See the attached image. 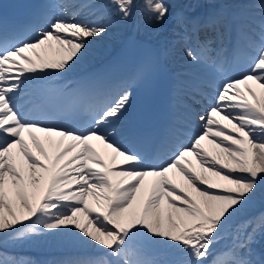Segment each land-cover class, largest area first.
I'll return each mask as SVG.
<instances>
[{
    "label": "snow or ice",
    "instance_id": "snow-or-ice-1",
    "mask_svg": "<svg viewBox=\"0 0 264 264\" xmlns=\"http://www.w3.org/2000/svg\"><path fill=\"white\" fill-rule=\"evenodd\" d=\"M137 6L155 21L169 12L164 0H67L54 6L59 14L46 7L31 23L0 20V236L14 243L68 236L98 246L100 255L83 264H264L252 247L264 239V211L245 215L258 197L264 202V0L236 30L231 60L223 46L213 47L224 39L222 22L231 40L226 18L209 16L201 24L178 15L181 38L196 41L186 56L219 79L189 142L176 132L157 146L155 163L116 139L137 136L117 128L130 106L131 82L114 95L88 90L73 97L63 107L83 113L76 128L56 123L50 97L34 86L41 74L71 71L87 55L93 38L108 32L109 24L97 21L126 20ZM85 11L97 20L78 19ZM202 28L217 36L201 39ZM241 55L248 69L230 76ZM185 86L193 99L204 98L203 82ZM230 227L233 245L217 251L213 245ZM0 264L19 262L0 255Z\"/></svg>",
    "mask_w": 264,
    "mask_h": 264
},
{
    "label": "bare ground",
    "instance_id": "bare-ground-1",
    "mask_svg": "<svg viewBox=\"0 0 264 264\" xmlns=\"http://www.w3.org/2000/svg\"><path fill=\"white\" fill-rule=\"evenodd\" d=\"M67 0H58V2L62 3V2H66ZM219 1L222 4L220 5V7L215 6L216 2ZM207 0V4L205 6H201L199 9H204L207 7L209 9V7L211 6L212 9H216L218 8V13H225L223 12V4L228 2V5L231 7L230 8V13L232 14H237L238 16L241 17V19L243 21H249L251 17H253L257 12H258V8H256V4H258L259 0H239L237 3H231L230 4V0ZM243 1H246L245 3ZM164 2H166L168 4V7H172L174 6L175 3H180L181 6H187L186 3H188L190 5L191 1L189 0H164ZM102 3V2H101ZM208 9L206 11H208ZM89 20H97V17L95 16H91L89 17ZM111 18V17H110ZM85 21H88V19H83ZM111 22L109 23V18H105L102 21H97L100 23H104V24H109V26H112L113 21L112 19H110ZM128 27L125 25V23L123 22V20H121L120 18L117 19V22L114 24V30H115V35L117 37L120 36V33L124 32ZM108 30H111V28H109ZM185 45H187V41H177L173 44V47L175 48V51L177 53V56L179 58L178 60H175L174 62L178 64L179 67L185 66V65H192L196 68H199L201 66H206L205 64H197L194 63L193 61H191L185 54ZM218 77H215L216 82H218ZM243 87V86H242ZM253 87H257L256 85H253ZM257 91H259V89L257 88ZM249 99H251V97H249ZM67 143V142H65ZM35 150V148H34ZM39 155V153H37ZM41 159H44L41 156ZM46 162V161H45ZM47 163V162H46ZM150 180V178H149ZM264 203V202H263ZM253 209V208H252ZM251 209V210H252ZM250 210V211H251ZM252 215H256L260 212V209H254L252 211ZM245 215H248V213H246ZM245 215H241L239 217L236 218L235 223H239V221L241 219L245 218ZM234 228L231 229V232H227L228 237L227 239H232L233 238V231ZM66 237V236H65ZM65 239V238H64ZM71 242H75L76 239L75 237H70ZM61 237H53L51 238V243L49 245V250H57L58 247L64 245L63 243H61ZM220 243H225L228 244L227 242L223 241L222 239L217 243L214 244L213 246H216ZM32 245H29L30 247H32L34 245L35 248H40V249H46V244H47V236L43 237L42 240H35V242H31ZM74 244V243H73ZM38 246V247H37ZM89 248H91L92 250L95 251H99L98 250V246H92L89 245ZM254 247H257V250L255 251V257H264V239H261L258 237L257 238V243L253 244ZM65 249H67V246H64Z\"/></svg>",
    "mask_w": 264,
    "mask_h": 264
}]
</instances>
